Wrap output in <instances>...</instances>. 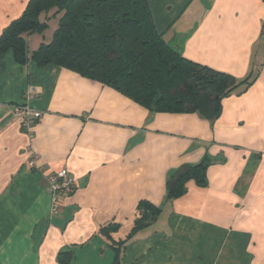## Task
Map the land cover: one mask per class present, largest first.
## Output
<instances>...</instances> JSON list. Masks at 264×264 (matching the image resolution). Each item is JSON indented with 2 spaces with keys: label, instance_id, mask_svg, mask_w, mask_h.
Here are the masks:
<instances>
[{
  "label": "crops",
  "instance_id": "crops-1",
  "mask_svg": "<svg viewBox=\"0 0 264 264\" xmlns=\"http://www.w3.org/2000/svg\"><path fill=\"white\" fill-rule=\"evenodd\" d=\"M148 1L156 29L186 58L250 83L210 120L149 109L57 64H21L9 50L0 68V264H114L118 254L119 264H264V0ZM28 2L0 0V35ZM48 24L27 37L30 55L52 40L58 23ZM29 95L43 112L33 134L13 113ZM202 162L206 183L185 180L169 198V181ZM62 169L75 187L54 212L47 176ZM141 201L161 211L129 236Z\"/></svg>",
  "mask_w": 264,
  "mask_h": 264
},
{
  "label": "trees",
  "instance_id": "trees-1",
  "mask_svg": "<svg viewBox=\"0 0 264 264\" xmlns=\"http://www.w3.org/2000/svg\"><path fill=\"white\" fill-rule=\"evenodd\" d=\"M53 18L58 24L52 40L30 55L27 37L44 33ZM9 50L21 64L29 60L39 66L57 64L111 86L149 109L199 112L210 120L221 114L225 97L250 83V77L238 80L186 58L170 45L155 27L148 0H29L23 14L0 35V68ZM206 167V162L185 167L169 181V198L183 192L185 180L205 184ZM138 210L140 218L129 236L161 211L146 201ZM119 262L118 254L114 264Z\"/></svg>",
  "mask_w": 264,
  "mask_h": 264
},
{
  "label": "built area",
  "instance_id": "built-area-1",
  "mask_svg": "<svg viewBox=\"0 0 264 264\" xmlns=\"http://www.w3.org/2000/svg\"><path fill=\"white\" fill-rule=\"evenodd\" d=\"M33 98L29 95L25 103L17 104L13 108V113L19 120L21 126H23L30 134H33V125L42 118L43 112L33 107L28 100ZM38 155L31 152L27 165L29 168L37 167ZM48 188L52 195L54 212L62 210L61 198L64 194L70 193L74 190L75 179L72 173L67 169H62L56 173H51L47 176Z\"/></svg>",
  "mask_w": 264,
  "mask_h": 264
}]
</instances>
